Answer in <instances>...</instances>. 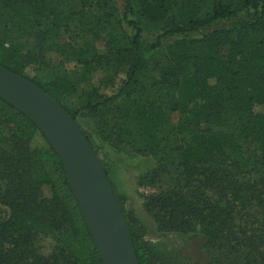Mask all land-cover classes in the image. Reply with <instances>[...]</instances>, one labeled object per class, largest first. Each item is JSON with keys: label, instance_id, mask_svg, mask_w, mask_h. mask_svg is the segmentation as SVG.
Masks as SVG:
<instances>
[{"label": "trees", "instance_id": "trees-1", "mask_svg": "<svg viewBox=\"0 0 264 264\" xmlns=\"http://www.w3.org/2000/svg\"><path fill=\"white\" fill-rule=\"evenodd\" d=\"M120 1L0 0V66L38 86L77 124L80 112L100 119L107 143L137 137L138 152L155 158L161 173L163 163L174 167L168 190L149 196L145 208L166 231L204 235L212 255L192 264H264V0ZM76 3L80 10L68 9ZM89 8L116 13L131 30L127 46L103 34L104 19L86 22L87 33L104 35L103 54L90 44L59 43ZM154 22L167 24L147 40L144 24ZM9 33L31 38V46ZM170 37L178 39L158 60ZM48 52L85 66L80 79L89 91L79 109L64 103L75 93L69 78L41 77ZM103 62L114 74L96 78ZM120 209L138 264H174L145 245ZM0 264H103L59 156L1 98Z\"/></svg>", "mask_w": 264, "mask_h": 264}, {"label": "rangeland", "instance_id": "rangeland-1", "mask_svg": "<svg viewBox=\"0 0 264 264\" xmlns=\"http://www.w3.org/2000/svg\"><path fill=\"white\" fill-rule=\"evenodd\" d=\"M120 5V0H115ZM68 9L80 10L78 3L71 4ZM121 8H119V11ZM84 20H78L70 24V31L62 30L57 41L61 44L70 42L74 47L90 44L98 53L105 52L104 35L114 37L115 46H127L132 33L116 13L112 17H104L103 12L96 8H89V12L84 15ZM107 20L101 24L104 31L99 37H94L92 33H87L86 22L95 20ZM166 22H154L144 24V38L150 40L152 36L159 33L166 27ZM97 29V28H96ZM12 42H21L27 48L31 46L32 39L25 36L9 33ZM178 37L167 38L162 47L155 53L158 60L164 59V48L177 40ZM219 56L226 55V47L217 50ZM45 65L41 70V77L64 76L69 78L75 87V93L64 100V103L72 110L79 109L84 93L89 91V84L80 79L84 73L85 66H73L69 59L61 58L48 52L45 56ZM114 74L113 67L108 63H101L97 68L96 78H108ZM78 124L82 130L91 138L98 148L99 157L108 173V177L113 188L116 199L125 215L131 220L134 229L142 236L145 245L152 249V252L159 259L171 260L174 264L206 263L212 255V251L205 247L204 235L196 232L181 234L177 231H166L159 224H156L153 216L145 208V200L160 191L168 190L170 179L176 177L174 167L165 166V172L161 173L155 158L150 155H141L138 152L140 140L133 137L128 144H110L104 141L100 130V119L88 116L85 112H80ZM100 130V131H99ZM39 138L33 139L31 146H40ZM99 159V160H100ZM156 170L154 174L153 171Z\"/></svg>", "mask_w": 264, "mask_h": 264}, {"label": "water", "instance_id": "water-1", "mask_svg": "<svg viewBox=\"0 0 264 264\" xmlns=\"http://www.w3.org/2000/svg\"><path fill=\"white\" fill-rule=\"evenodd\" d=\"M0 98L26 115L59 156L103 264H138L110 180L77 122L38 86L2 66Z\"/></svg>", "mask_w": 264, "mask_h": 264}]
</instances>
